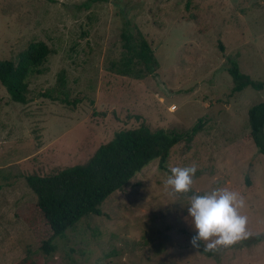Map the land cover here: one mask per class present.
<instances>
[{
	"label": "rangeland",
	"instance_id": "374dc122",
	"mask_svg": "<svg viewBox=\"0 0 264 264\" xmlns=\"http://www.w3.org/2000/svg\"><path fill=\"white\" fill-rule=\"evenodd\" d=\"M124 30L149 42L152 74L109 69ZM35 41L51 52L28 78L27 102H13L0 83V264H264V154L247 115L264 88L232 92L226 70L232 57L264 80V0H0V59L16 60ZM215 103L217 117L204 120ZM199 118L204 124L171 148L164 169L150 161L100 214L56 238L54 252L40 249L48 231L32 226L36 196L26 175L81 164L116 131L142 122L186 135ZM192 165L190 193L165 189L171 167ZM213 188L244 197L248 235L204 251L190 243L188 197Z\"/></svg>",
	"mask_w": 264,
	"mask_h": 264
},
{
	"label": "trees",
	"instance_id": "16d2710c",
	"mask_svg": "<svg viewBox=\"0 0 264 264\" xmlns=\"http://www.w3.org/2000/svg\"><path fill=\"white\" fill-rule=\"evenodd\" d=\"M94 1L99 0H87ZM121 40V56L110 63V70L123 76L143 78L157 69L153 49L139 30L122 31ZM219 47L223 49L221 43ZM50 52L46 43L35 41L18 52L16 60L0 59V83L13 102H27L28 78L42 72L41 66ZM227 63L232 92L248 86L255 90L264 88V80H253L242 73L234 58L227 57ZM64 78L65 72L60 70L57 81L60 89L64 88ZM247 115L252 141L264 154V101L250 106ZM203 124V118H199L192 133L185 135L164 128L152 129L142 122L138 127L116 131L81 164L57 168L43 175H26V183L36 196L35 216L30 218L32 226L40 232L48 231V236L41 240L40 249L46 254L54 252L56 238L63 237L81 218L100 214L102 202L115 191L124 189L135 173L150 161L158 160V167L164 169L171 148L189 138Z\"/></svg>",
	"mask_w": 264,
	"mask_h": 264
},
{
	"label": "clouds",
	"instance_id": "9594fccd",
	"mask_svg": "<svg viewBox=\"0 0 264 264\" xmlns=\"http://www.w3.org/2000/svg\"><path fill=\"white\" fill-rule=\"evenodd\" d=\"M164 180L166 190L175 194L192 191L197 168L192 166L171 167ZM188 213L195 230L191 238L193 248L216 251L228 247L247 237L248 218L241 214L245 200L239 193L228 188H213L203 195L188 197Z\"/></svg>",
	"mask_w": 264,
	"mask_h": 264
},
{
	"label": "water",
	"instance_id": "95a60500",
	"mask_svg": "<svg viewBox=\"0 0 264 264\" xmlns=\"http://www.w3.org/2000/svg\"><path fill=\"white\" fill-rule=\"evenodd\" d=\"M220 104L215 103L214 105H212L211 109L205 114L204 116V120L207 118H212V117H217V112L219 110Z\"/></svg>",
	"mask_w": 264,
	"mask_h": 264
}]
</instances>
